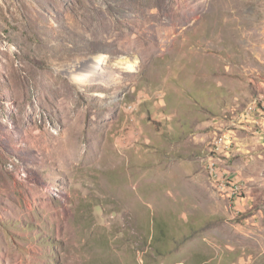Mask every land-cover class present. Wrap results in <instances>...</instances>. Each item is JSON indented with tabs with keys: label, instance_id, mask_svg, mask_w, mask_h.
Here are the masks:
<instances>
[{
	"label": "rangeland",
	"instance_id": "obj_1",
	"mask_svg": "<svg viewBox=\"0 0 264 264\" xmlns=\"http://www.w3.org/2000/svg\"><path fill=\"white\" fill-rule=\"evenodd\" d=\"M0 264H264V0H0Z\"/></svg>",
	"mask_w": 264,
	"mask_h": 264
},
{
	"label": "bare ground",
	"instance_id": "obj_2",
	"mask_svg": "<svg viewBox=\"0 0 264 264\" xmlns=\"http://www.w3.org/2000/svg\"><path fill=\"white\" fill-rule=\"evenodd\" d=\"M96 59V58H95ZM127 63V62H126ZM132 64V63H131ZM131 64H128L126 67H127V69H133V67H134V65H131ZM126 69V70H127Z\"/></svg>",
	"mask_w": 264,
	"mask_h": 264
}]
</instances>
